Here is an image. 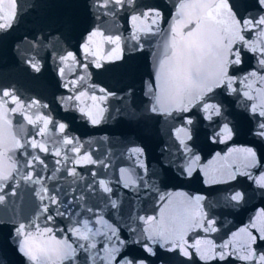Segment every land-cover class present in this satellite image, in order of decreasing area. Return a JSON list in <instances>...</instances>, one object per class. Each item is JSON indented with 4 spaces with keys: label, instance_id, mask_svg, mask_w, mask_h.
Masks as SVG:
<instances>
[{
    "label": "water",
    "instance_id": "water-1",
    "mask_svg": "<svg viewBox=\"0 0 264 264\" xmlns=\"http://www.w3.org/2000/svg\"><path fill=\"white\" fill-rule=\"evenodd\" d=\"M175 4L176 0H132L123 6L110 3L99 7L96 0H16L11 27L0 29V90L14 93L25 104L33 99L47 104L46 109H32L29 114L39 111L54 124L49 125L45 136H37L36 129L19 113H10L21 143L35 138L45 143L49 151L25 145L16 152L17 171L0 191L4 197L0 201V264H31L20 251L23 239L17 234L20 224L30 226L28 231H35L37 226L51 227L58 238L69 237L76 253L63 264H106L99 257L112 246L120 249L117 260L124 256L134 264L141 260L144 264H202L195 256L187 261L159 245H152L156 255L148 254L142 242L134 243L145 227L139 218L159 217L167 193L200 195L204 197L203 212L208 219L215 220L216 231L208 236L221 244L231 240L233 233L248 226L264 210V188L253 180L238 173L236 180L225 182L227 174L237 169L251 173L254 178L264 172V138L256 134L259 123L264 122L259 115V110L264 109V82L251 77L245 82L250 84L247 88L238 80L233 85L238 89L236 92L214 90L207 101L219 108V114L205 113L196 107L188 113L174 111L172 115L151 111L154 101L151 94L146 95V85L151 82L153 92L156 91L155 54L163 51ZM229 4L238 19L264 16V6L258 0H229ZM0 8L3 9L0 16L5 17L0 22H7L11 11L9 0H4ZM149 9L159 10L161 19L153 26V32H137V41L133 39L131 16ZM149 24L150 20L145 21L141 27ZM97 30L104 35L120 36L121 55L119 60L101 61L103 66L99 69L91 63L94 58L85 59L83 54L88 36ZM248 38L255 39L254 33H249ZM103 47V54L107 55L115 45L105 43ZM68 52L77 55L82 64L90 65L87 72L72 62L62 64L60 58ZM242 59V65L230 70L234 75L241 77L256 71L257 77L264 76V68L253 53L242 49ZM33 63L40 67L39 72L32 68ZM61 67L65 68L63 78L59 73ZM81 76L87 77L85 83H80ZM66 80L77 81L75 91L71 86L64 87ZM93 87L97 96L101 95L99 88L114 94L106 103H100L106 111L95 125L75 106L79 102L62 101L79 91L92 95ZM245 91L253 99L244 96ZM90 104V100L86 101V105ZM253 104L259 105L256 113L251 110ZM14 106L9 104L10 108ZM185 116L192 119L191 125L184 122ZM60 123L66 126L63 133L58 127ZM225 124L232 130V136L220 142L216 133ZM181 127L187 130L190 139L176 131ZM65 137L78 142L79 153L70 151L72 145L63 143ZM185 145L191 149L190 153L185 151ZM134 148L140 152L134 154ZM238 148H252L259 166L246 168L241 154L229 155L231 149ZM57 150L60 156L55 155ZM83 155L90 156L95 163H74ZM193 155L200 160L188 176L186 166ZM35 156L43 163L34 161ZM73 169L75 175L70 174ZM26 175L32 179H24ZM210 176L217 182H208ZM100 180L111 188L110 192L104 191ZM237 191L243 195L239 203L230 199ZM162 195L165 200L160 199ZM49 216L53 218L51 221ZM84 221H89V227L97 233L95 236L88 233V241L68 231L73 226L84 231ZM91 243L96 247L90 248ZM254 247L264 251V242L258 240ZM226 264L244 262L230 258Z\"/></svg>",
    "mask_w": 264,
    "mask_h": 264
},
{
    "label": "snow or ice",
    "instance_id": "snow-or-ice-1",
    "mask_svg": "<svg viewBox=\"0 0 264 264\" xmlns=\"http://www.w3.org/2000/svg\"><path fill=\"white\" fill-rule=\"evenodd\" d=\"M132 0H96L99 7H107L110 3L123 6L131 3ZM261 6H264V0H258ZM4 0H0V5ZM10 18L7 22H0V29L11 27V18L15 16L16 0H9ZM175 14L172 16L168 36L165 40L163 51L155 54V88L149 82L146 95L151 94L154 101L151 111L172 115L177 113H188L193 107L202 109L205 113L219 114V108L207 101L210 94L216 89L236 92L238 89L233 85L239 80L240 84H245L251 77L258 78L264 82V76L257 77L256 71L248 72L246 75L237 77L230 70L238 68L243 63L242 49L253 53L258 64L264 68V16L259 19H238L232 11L229 0H176L174 5ZM0 11H3L0 8ZM161 19V13L156 9H149L139 15L131 16V24L135 31L133 39L139 40L137 32L151 33L153 26H157V21ZM5 20L4 16H0V21ZM150 20L147 27L141 25ZM139 22V23H138ZM156 31L159 28L156 27ZM249 33H254L255 39L248 38ZM115 45L111 48L107 55H104V44ZM138 47H142L138 45ZM84 58H94L91 63L95 68L99 69L103 65L101 61H112L121 59L120 55V36L104 35L101 31H93L87 38V42L83 45ZM62 64L68 62L80 65L85 72L89 68V64H82L77 55L68 52L61 58ZM32 68L39 72L40 67L33 63ZM60 76L63 78L65 68L59 69ZM86 76L79 77L80 83H85ZM75 91L77 81L66 80L65 88ZM89 95L87 91H79L76 95H69L62 98V101L72 104L74 101L79 102L76 107L79 111L87 116L93 125L100 123V117L106 111V108L100 107L101 102H107L109 97L114 96L105 88H99L101 95ZM249 100L253 99L249 91L244 92ZM91 101L90 105H86V101ZM264 103V101H262ZM9 104L15 105L9 107ZM47 104H42L39 100L33 99L25 104L14 93L6 90H0V191L3 185L13 178V173L17 171L18 161L16 160V152L27 145L33 149H39L41 152H48L49 149L45 143L33 138L31 141L21 143L18 133L14 130L13 121L10 113H19L23 119L36 129L37 136H45L50 124L54 122L46 115H42L37 111L29 114L32 109H46ZM259 105L253 104L251 110L253 113L258 111ZM259 115L264 117V109L259 110ZM207 118H210L207 117ZM184 122L188 125L192 124V119L188 116L184 117ZM42 124V127H38ZM61 133L65 130V124H58ZM257 135L264 138V122L259 123ZM178 133L183 132L185 137L187 130L183 127L176 130ZM232 130L227 124L216 133V138L220 142L231 139ZM181 144L185 141L181 139ZM65 145H72L70 151L80 152L78 142L65 137L63 139ZM185 151L191 152V149L185 145ZM132 152L139 153L140 149L134 148ZM239 153L242 156L244 167L253 168L259 166L257 154L252 148L231 149L229 155ZM55 155L60 156L61 152L56 151ZM34 161L43 163L39 156L33 157ZM200 160V157L193 155L186 166L188 176L192 175L194 166ZM95 163L88 155H83L74 163ZM59 163V161H58ZM30 166V165H26ZM123 171V170H122ZM246 176L249 180H253L259 187L264 188V172L255 178L249 172H229L226 180L233 181L237 179V174ZM70 174L75 175V169ZM208 175L207 171L205 172ZM31 180V175L23 177ZM39 183V180L36 181ZM210 183H216L214 176L209 177ZM105 192H110L109 188L103 180L99 181ZM128 184H125L127 187ZM4 197L0 195V201ZM55 203V198H51ZM165 200V196L160 197ZM203 196H189L184 192L167 193V202L161 207L159 217L148 216L140 217L145 225L142 229L140 239L136 242H142L141 246L144 251L150 255H156L152 245H159L160 248L167 252H175L187 261H191L193 257L202 262V264H226L230 258L244 262V264H264V251H260L254 247L257 241L264 242V222L258 223L264 218V210H261L256 216L250 220L249 225L243 227L237 233L232 234V239L221 244H216L208 234L215 232V220L208 219L201 208ZM232 201L239 203L243 199L240 192H235L230 196ZM47 210V209H45ZM91 211V210H89ZM58 215H63L58 213ZM51 221L53 218L48 217ZM89 221L83 222V229L80 227H70L68 231L72 236L78 239L88 241L92 233L97 235L89 227ZM28 227L20 224L17 228V234L23 237L21 241L20 251L29 259L31 264H63L74 258L76 248L73 247L70 238H58L53 228L39 226L35 231H28ZM64 231V229H59ZM112 234L116 235V230L112 229ZM203 234V235H202ZM243 234V235H242ZM111 240V237H108ZM124 241H120L123 244ZM84 247L83 244L80 245ZM90 248H95L96 244H89ZM119 247L112 246L104 250V256L99 257L106 264H134L133 260L121 256L116 259L119 254ZM136 264H144L138 261Z\"/></svg>",
    "mask_w": 264,
    "mask_h": 264
}]
</instances>
